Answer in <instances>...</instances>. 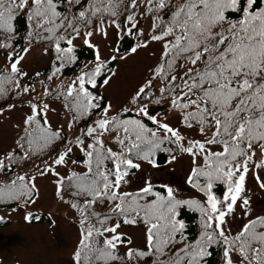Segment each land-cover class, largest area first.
Instances as JSON below:
<instances>
[{"label":"snow or ice","instance_id":"snow-or-ice-1","mask_svg":"<svg viewBox=\"0 0 264 264\" xmlns=\"http://www.w3.org/2000/svg\"><path fill=\"white\" fill-rule=\"evenodd\" d=\"M152 45L115 108L113 65ZM37 49L45 72L27 67ZM18 109L0 204L40 221L30 206L51 177L74 213L68 264H264L247 187L264 190V0H0V117ZM185 162L197 196L152 175Z\"/></svg>","mask_w":264,"mask_h":264},{"label":"rangeland","instance_id":"rangeland-1","mask_svg":"<svg viewBox=\"0 0 264 264\" xmlns=\"http://www.w3.org/2000/svg\"><path fill=\"white\" fill-rule=\"evenodd\" d=\"M154 50L158 51L157 45H152L148 50H141L126 63L117 64L118 76L105 92L106 96L114 100L115 108L120 107L127 94L140 81L154 59L151 56ZM49 60L50 56L43 55L42 51L37 49L29 56L27 67L30 71L37 70L49 64ZM53 107L59 112V104H54ZM21 116L22 111L18 109L0 117V150L11 146L17 132L15 125ZM63 119L62 112L58 115L50 114L54 126ZM186 167L185 162L177 164L175 171L167 169L164 173L153 172L152 175L154 179L169 181L181 188V194H188L192 189L184 183ZM261 175L264 176V173ZM51 179L49 177L38 181L40 198L35 205L30 206V210L37 214L42 213L49 217L48 214L51 213L49 220L29 224L24 221L22 210L12 212L11 208H0V215L5 217V222L0 223V264H68L70 253L77 241V229L72 219L74 213L67 211V206L54 198L55 186ZM247 187L254 209L264 210V190L257 186L251 175L248 177ZM53 220L54 223L51 222ZM122 231L131 235L137 245L141 243L142 228L125 226Z\"/></svg>","mask_w":264,"mask_h":264},{"label":"trees","instance_id":"trees-1","mask_svg":"<svg viewBox=\"0 0 264 264\" xmlns=\"http://www.w3.org/2000/svg\"><path fill=\"white\" fill-rule=\"evenodd\" d=\"M23 24H24V22H23V20L21 19V20L19 21V26H20V27H23ZM80 55H81V58H82V59H86V58H89V57H90V52H89V50H87L86 48H83V47H82V48H81ZM47 69H48V68H47ZM47 69H45V71H46ZM45 71H42V72H45ZM66 75H67V73H66ZM161 159H163V157H161ZM0 207H9V206L4 205V204H0ZM191 216H192L191 213H187L186 216H185V219H190Z\"/></svg>","mask_w":264,"mask_h":264}]
</instances>
